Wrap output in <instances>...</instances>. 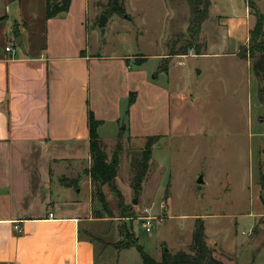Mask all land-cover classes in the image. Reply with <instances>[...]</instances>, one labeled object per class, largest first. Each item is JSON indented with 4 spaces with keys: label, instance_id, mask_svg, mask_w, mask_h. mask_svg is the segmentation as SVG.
Masks as SVG:
<instances>
[{
    "label": "rangeland",
    "instance_id": "1",
    "mask_svg": "<svg viewBox=\"0 0 264 264\" xmlns=\"http://www.w3.org/2000/svg\"><path fill=\"white\" fill-rule=\"evenodd\" d=\"M110 1L89 0L90 24L96 30L91 33L89 50L130 58L133 63L147 58L144 69L151 81L143 88L135 121L143 134L159 135L160 139L153 147L142 191L136 195L132 181L144 147L135 145L119 152L116 141L105 136L108 161L114 152L118 158L116 186L123 195L124 209H119L117 195L104 186L109 211L105 210L94 188L95 209L113 220L100 224L108 229L95 240L98 259L105 261L103 253L108 249L114 259L108 264H144L135 245L119 249L118 243L107 244L127 241L121 228L133 233L158 262L165 251L173 255L188 252L196 222L201 219L209 247L226 264H264V96L259 94L252 60L237 57V43L226 46L225 34L218 37L211 32V40L217 41L212 50L216 56H200L192 48L187 56H174L167 73L159 71L160 56L173 48L184 52L188 45V1L121 0L125 15L108 17ZM212 2L214 23L216 15L245 17L248 8L253 16L252 31L255 11L264 14V0ZM10 9L14 12L15 6ZM5 10V0H0V15ZM103 15L108 17L105 34L99 27ZM206 24L203 34H208ZM202 33L201 47L205 45ZM260 40L264 41V35ZM167 116L179 124L170 127ZM88 193L85 187L82 197ZM145 216L154 218L149 232L143 224Z\"/></svg>",
    "mask_w": 264,
    "mask_h": 264
},
{
    "label": "crops",
    "instance_id": "2",
    "mask_svg": "<svg viewBox=\"0 0 264 264\" xmlns=\"http://www.w3.org/2000/svg\"><path fill=\"white\" fill-rule=\"evenodd\" d=\"M5 5L0 15V264H108L112 255L107 249L106 260H99L95 240L107 234L108 225L100 224L113 220L93 201L89 113L101 122L98 134L106 154L108 134L121 145L119 152L135 145L142 149L154 135L143 134L135 121L141 93L151 81L147 60L139 66L137 59L90 52L96 30L89 0H72L67 13L52 19L46 16L47 0H5ZM215 18L216 23L210 10L199 55L216 56L212 32L225 34L226 46L235 41L239 57L250 40V10L245 17ZM9 44L20 50L15 58L5 51ZM132 93L136 99L129 108ZM167 124L173 128L179 122L167 116ZM85 187L89 193L82 197Z\"/></svg>",
    "mask_w": 264,
    "mask_h": 264
},
{
    "label": "trees",
    "instance_id": "3",
    "mask_svg": "<svg viewBox=\"0 0 264 264\" xmlns=\"http://www.w3.org/2000/svg\"><path fill=\"white\" fill-rule=\"evenodd\" d=\"M190 7V20L187 30L188 45L184 52L173 50L164 59L161 70L168 72V65L174 56H187L189 51L196 50L197 54H201V45L199 44L202 28L205 22L210 18V9L212 7L211 0H187ZM72 0H47L46 16L47 19H52L67 13L70 9ZM112 14L125 15V8L121 4V0H111L109 13L106 15L110 17ZM256 25L254 30L250 32L249 43L242 47L238 56L242 60H252V69L259 86V94L264 96V41L260 40L264 35V14L255 11ZM14 35L20 36V31L17 27L14 29ZM192 41L197 42L198 47L192 45ZM147 58H143L142 61L136 62L137 65H142L146 62ZM136 95L132 93L129 99V108L135 102ZM129 110L127 111V116ZM101 126V122L97 121L92 112L89 113V129H90V151L93 161L92 167L88 171L89 176L95 186L96 193L100 197L101 204L108 210L106 205L103 187L108 186L113 193H115L119 199V209H124L123 195L119 192L116 186V177L118 175V158L113 156L111 161H108V157L105 148L101 142L98 134V128ZM160 139L159 136L148 137L146 144L143 148V157L141 162L137 165V174L132 181V187L139 195L143 188V182L147 176L150 161L152 159V151L155 144ZM122 147L117 145V149ZM62 183L68 186H74L72 182H67L62 179ZM261 184L264 187V175H261ZM121 236L126 234L127 241L119 242L117 248L124 249L130 248L133 245L137 247L138 252L141 255L144 264H226L223 259L216 254V252L209 247L207 243V237L204 231V223L201 219H198L195 225L193 234V241L188 252L181 251L176 255L171 254L168 251L163 253V259L161 262L156 261L150 255L147 254L145 249L139 245L138 240L133 233H126L125 229L121 228Z\"/></svg>",
    "mask_w": 264,
    "mask_h": 264
},
{
    "label": "built area",
    "instance_id": "4",
    "mask_svg": "<svg viewBox=\"0 0 264 264\" xmlns=\"http://www.w3.org/2000/svg\"><path fill=\"white\" fill-rule=\"evenodd\" d=\"M5 51L12 57V58H15L17 56V53L19 51L18 47H16L14 44H9L6 46L5 48ZM145 213H149L150 214V211L146 210ZM50 218H53V215L50 214ZM143 219V224H144V227L146 228V230L149 232L151 231V228H152V219H154L152 216H145L142 218ZM15 230L18 232V233H22V228L20 226H15Z\"/></svg>",
    "mask_w": 264,
    "mask_h": 264
},
{
    "label": "water",
    "instance_id": "5",
    "mask_svg": "<svg viewBox=\"0 0 264 264\" xmlns=\"http://www.w3.org/2000/svg\"><path fill=\"white\" fill-rule=\"evenodd\" d=\"M125 18H128V16H125ZM107 22H108V17L106 16V15H103L102 17H101V20H100V22H99V27H100V29L102 30V34H105V27H106V25H107ZM22 39H23V37H19L18 39H17V45L20 47V49L24 52L25 51V49H24V46H23V44H22ZM198 183H203V179H202V177L199 179V181H198ZM134 203H136V202H134Z\"/></svg>",
    "mask_w": 264,
    "mask_h": 264
}]
</instances>
